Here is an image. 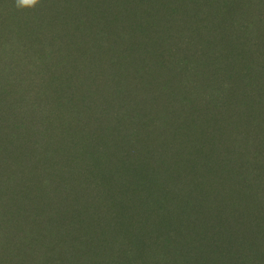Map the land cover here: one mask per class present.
I'll list each match as a JSON object with an SVG mask.
<instances>
[{
	"label": "rangeland",
	"instance_id": "obj_1",
	"mask_svg": "<svg viewBox=\"0 0 264 264\" xmlns=\"http://www.w3.org/2000/svg\"><path fill=\"white\" fill-rule=\"evenodd\" d=\"M0 264H264V0H0Z\"/></svg>",
	"mask_w": 264,
	"mask_h": 264
},
{
	"label": "trees",
	"instance_id": "obj_2",
	"mask_svg": "<svg viewBox=\"0 0 264 264\" xmlns=\"http://www.w3.org/2000/svg\"><path fill=\"white\" fill-rule=\"evenodd\" d=\"M24 36H25V39H24V41L27 39V37H28V35L27 34H23ZM23 41V40H22ZM93 67H96V65H93ZM24 101H26L27 103H28V100H24ZM24 101H19V102H16V103H20V104H18V106L21 108L23 105H25V102ZM22 102V103H21ZM34 103V102H33ZM12 104H15L14 102L12 103ZM28 106H30V105H28ZM43 114H38V115H35L34 117H31L30 118V122H32V121H35V122H37V125L36 124H34L36 127H34V125H33V123H32V125H33V128H36V129H38V128H42L43 130H42V132L40 131L39 133H43L44 134V136L45 137H48V141H45V143H50V141L52 140V139H54V138H52V137H50V132H49V129H46V127H48L49 126V128H50V123L49 124H46V122H45V118L46 117H44V116H42ZM81 116V113L80 112H76V117L79 119V117ZM5 118H7V117H5ZM43 120V122H40V121H42ZM78 121V120H77ZM31 124V123H30ZM46 126V127H45ZM16 127V128H15ZM35 129V131H33V133H32V136H37L38 135V133H37V130ZM22 130H24V128H21V127H19L18 125H14L13 126V129H12V133H18V132H21ZM13 135V134H12ZM19 136H21V134L19 135ZM77 143H79V142H77ZM259 143H261V141L259 140V141H257V146H260L259 145ZM75 146H76V152L77 153H79V154H86L87 152H88V149L87 150H85V146H81L80 144H75Z\"/></svg>",
	"mask_w": 264,
	"mask_h": 264
},
{
	"label": "clouds",
	"instance_id": "obj_3",
	"mask_svg": "<svg viewBox=\"0 0 264 264\" xmlns=\"http://www.w3.org/2000/svg\"><path fill=\"white\" fill-rule=\"evenodd\" d=\"M41 4V0H14V5L17 10L24 8L35 9L37 5Z\"/></svg>",
	"mask_w": 264,
	"mask_h": 264
}]
</instances>
